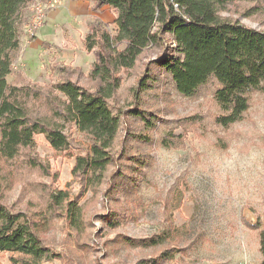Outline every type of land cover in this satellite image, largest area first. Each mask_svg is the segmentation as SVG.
<instances>
[{"label": "trees", "instance_id": "1", "mask_svg": "<svg viewBox=\"0 0 264 264\" xmlns=\"http://www.w3.org/2000/svg\"><path fill=\"white\" fill-rule=\"evenodd\" d=\"M30 1L0 0V251L12 253V264H44L50 258L64 257L40 234L46 214L35 219L5 201L20 162L30 167L41 164L32 154L36 134H43L53 149L74 156L72 174L82 187L112 196L134 190L137 176L151 164L150 153L141 145L151 143L150 131L159 114L146 105L142 95L157 96L162 73L185 97L197 95L206 83L214 81L213 97L221 111L215 120L222 127L242 119L253 93H264V30L219 14L235 0H90L93 11L107 5L116 15L114 32L97 16L88 22L83 43L94 53L86 75L88 85L78 81L81 67L66 64L56 66L58 79L46 86L23 77L21 83L8 84L6 76L20 48L22 13ZM257 7L251 5L243 14L250 16ZM147 48L156 49V56L130 86L131 101L123 109L113 108L110 99L120 86V72L133 68ZM71 125L88 142L82 154L70 150L71 146L83 147L65 131ZM122 129L126 134L120 137ZM21 154L27 158L21 159ZM48 203L50 209L63 211L78 238L88 234L90 222L83 207L67 191L50 192ZM99 217L117 225L114 210ZM245 223L258 229L260 264H264V222ZM121 239L140 246L161 243L158 234ZM76 244L89 246L86 242ZM173 253L165 248L131 264H163Z\"/></svg>", "mask_w": 264, "mask_h": 264}, {"label": "rangeland", "instance_id": "2", "mask_svg": "<svg viewBox=\"0 0 264 264\" xmlns=\"http://www.w3.org/2000/svg\"><path fill=\"white\" fill-rule=\"evenodd\" d=\"M254 4L258 5L255 13L243 14ZM219 14L264 30V0H235ZM105 16V22L98 18L114 32L111 13L106 12ZM29 18L22 17L20 56L33 52L26 58V74L37 80L47 75L48 80L39 83L46 86L58 79L57 62L53 63L58 50L52 55L47 47L24 45L32 36L24 30ZM156 52L154 48L145 49L133 68L120 72V86L110 99L113 108L128 106L130 86L136 83ZM75 53L83 67L90 68L93 51H83L77 44ZM75 53H69L68 57ZM17 56L19 50L14 63L20 62ZM153 71L158 72L155 68ZM87 72L79 76L81 84L88 85ZM16 74V70L11 72L8 84L22 82ZM161 75L163 81L156 88L157 96L142 95L159 118L150 131L151 143L141 145L150 153L151 164L137 176L134 190L108 196L102 194L103 190L82 187L72 174L74 156L53 149L43 134L35 135L32 154L41 164L30 167L20 162L18 171L11 177L5 201L33 214L35 219L43 213L47 215L40 234L64 257L50 258L44 264H68L71 260L73 264L81 261L131 264L165 248L174 253L163 264H260L258 229L249 227L245 221L264 222V93H253L242 119L222 127L215 120L221 111L213 97L214 81L206 83L197 95L185 97L174 90L164 73ZM65 131L83 146L82 149L71 146L70 150L84 153L88 146L86 138L74 125ZM125 134L126 130L122 129L119 136ZM24 155L21 154V159L27 158ZM57 190L67 191L83 207L90 222L87 235L78 238L63 211L49 208L50 192ZM113 210L118 215L117 225L100 220L99 214ZM155 234L161 236V243L156 246L133 245L121 239ZM77 241L89 246H79ZM11 254L0 251V264H12Z\"/></svg>", "mask_w": 264, "mask_h": 264}, {"label": "crops", "instance_id": "3", "mask_svg": "<svg viewBox=\"0 0 264 264\" xmlns=\"http://www.w3.org/2000/svg\"><path fill=\"white\" fill-rule=\"evenodd\" d=\"M46 7L45 18L41 26L32 34L24 45L30 47L40 45L44 48L47 47L48 51H52V55L55 54V51L58 50V57L54 58L53 63L57 62V65L66 64L72 67L79 66L84 72L89 70V67H83V64L78 60V55L75 53L76 45L79 44L80 48L83 51H86L83 43L84 34L87 31L88 22L94 17H99L102 21L105 22L106 12L111 13L112 21L115 18L114 9L105 5L100 7L98 10L93 11L91 9L92 2L90 0H44ZM31 12L27 8L23 10L22 17H30ZM69 26V27H65ZM123 44L119 48H122ZM75 53L73 56L68 57L69 53ZM33 52H29L30 56ZM28 54L19 56L18 61L14 63L12 71H17V76L25 77L27 80L34 83H42L45 80H48L47 75L41 76L39 80L30 78L26 74V61ZM64 57V58H63ZM66 57V59H65ZM16 59V58H15ZM59 61H62L59 62ZM56 65V66H57ZM6 80L8 82V76ZM45 74V69H44ZM14 78V77H12ZM15 84V83H14Z\"/></svg>", "mask_w": 264, "mask_h": 264}, {"label": "built area", "instance_id": "4", "mask_svg": "<svg viewBox=\"0 0 264 264\" xmlns=\"http://www.w3.org/2000/svg\"><path fill=\"white\" fill-rule=\"evenodd\" d=\"M27 8L30 10L31 15L24 24V30L27 35H32L43 23L46 7L42 0H31Z\"/></svg>", "mask_w": 264, "mask_h": 264}]
</instances>
